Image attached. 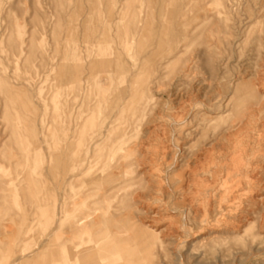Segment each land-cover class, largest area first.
Returning a JSON list of instances; mask_svg holds the SVG:
<instances>
[{
  "label": "rangeland",
  "instance_id": "374dc122",
  "mask_svg": "<svg viewBox=\"0 0 264 264\" xmlns=\"http://www.w3.org/2000/svg\"><path fill=\"white\" fill-rule=\"evenodd\" d=\"M0 264H264V0H0Z\"/></svg>",
  "mask_w": 264,
  "mask_h": 264
},
{
  "label": "bare ground",
  "instance_id": "6f19581e",
  "mask_svg": "<svg viewBox=\"0 0 264 264\" xmlns=\"http://www.w3.org/2000/svg\"><path fill=\"white\" fill-rule=\"evenodd\" d=\"M250 115H251V114H250ZM247 116H249V115H247ZM245 120H247L246 117H245ZM237 156H238V155H237ZM237 156H236V157H237ZM238 165H239V164H238ZM231 166H232V165H231ZM228 170H229V169H228ZM234 170H236V169L234 168ZM234 170H233V171H234ZM238 170H239V169H238ZM238 170H237V171H238ZM237 174H238V173H237ZM233 176H234V175H233ZM233 190H234V189H233ZM230 197H231V196H230ZM222 204H223V203H222ZM226 206H227V205H226ZM223 208H224V207H223ZM224 209H226V208H224ZM78 261H79V260H78Z\"/></svg>",
  "mask_w": 264,
  "mask_h": 264
}]
</instances>
